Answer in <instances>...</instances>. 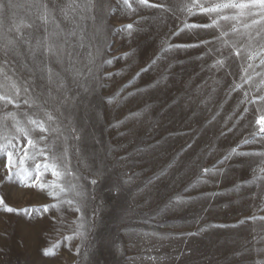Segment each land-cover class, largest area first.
<instances>
[{"label":"rangeland","instance_id":"1","mask_svg":"<svg viewBox=\"0 0 264 264\" xmlns=\"http://www.w3.org/2000/svg\"><path fill=\"white\" fill-rule=\"evenodd\" d=\"M68 2L54 0L60 29L47 26L48 33L63 30L49 37L63 49L59 60L42 52L34 59L20 44L21 54L9 56L14 72L8 74L30 89L22 99L34 97L39 104H21L20 110L49 112L53 127L61 129L50 134L49 144L67 147V167L79 178L67 180L86 191L85 235L74 236L81 223L75 206L31 217L0 207V264H264V135L257 124L264 114L257 99L264 96V66L252 61L251 80L244 83L246 59L213 39L227 32L231 44L258 51L264 25L245 29L251 19L242 18L221 21L216 30H182L185 22H210L202 14L186 15L182 9L191 0H149L167 12L135 0L134 11L120 0H94L92 11L82 13L85 19L77 15L73 23L60 12ZM0 4V43L15 38L9 30L22 22L33 25L23 29L25 36L46 35L37 16L42 5L53 8V0ZM128 24L130 34L123 30ZM73 29L77 35L67 36ZM216 59H225V68H213ZM240 83L243 88L234 91ZM14 110L9 105L4 111ZM69 127L79 139L64 131ZM5 164L0 156V195L8 206L56 202L46 192L6 180ZM57 242L55 255L43 254Z\"/></svg>","mask_w":264,"mask_h":264},{"label":"snow or ice","instance_id":"2","mask_svg":"<svg viewBox=\"0 0 264 264\" xmlns=\"http://www.w3.org/2000/svg\"><path fill=\"white\" fill-rule=\"evenodd\" d=\"M123 7L129 11H134L133 0H120ZM138 5L144 7L159 8L162 11H171L170 8H165L163 5L149 3V0H135ZM207 4L208 6H205ZM53 8H49L47 4L42 5V11L38 14L37 19L40 21L41 26L44 27L46 35L41 38H33L31 36H25L23 29H32L33 25L21 23L15 26L14 29H10V32H15V38H6L5 42L0 43V156L6 158L5 168L7 174L5 179L8 181H18L21 186L34 187L40 191L46 192L48 196L56 200L55 203L50 205H44L41 208H24L16 209L8 206L4 197L0 195V207L8 213H23L31 217L34 213L36 215H42L47 213L49 209L60 210L63 206L74 207L76 212H81V201L87 199V194L84 186L80 183H72L67 180V177L71 176L73 180L78 181V177L71 173L67 167L68 162V149L65 145L61 144L59 147L49 144L50 134L55 135L61 133L59 127H53L55 124V117L49 112L38 113L36 111H21V104L28 107V109H35L39 107L37 99L30 97L29 99H22L21 93L28 94L30 89L27 86L21 85L17 79H14L8 74L11 70L10 55L19 56L20 44L27 46L29 53L35 59L38 53H43L45 57L52 56L58 60L62 54V47L60 49L50 42V36L63 35V30L59 33L47 32V26L52 24L57 29H60V24L56 20L55 15V3L53 0ZM94 0H69V2L60 8L61 15L64 20H70L75 23V17L79 15L80 19H85L82 15L83 12H91L94 7ZM3 4H0V8ZM187 16H195L202 14L210 19L209 23L195 24L186 23L182 30H195V29H219L221 27V21L225 22H240L242 18L251 19V24H244L245 29L251 28L255 25H264V0H191L190 4H186L182 9ZM94 19V17H91ZM133 29L132 24L125 26V29L131 33ZM232 33H238L239 29L235 25L231 28ZM77 35L75 29L67 33V36L74 37ZM228 36L227 32H220L219 36H215L214 41L221 44L222 47H228L235 50V56L242 59H246L247 68L242 67L244 75L240 79L244 83H248L251 80V76L247 75L248 68L253 67L252 61L259 60V64L264 66V44H261L258 51H253L251 48L246 47L244 44L239 46L231 44L229 40L225 39ZM261 32H256V37H260ZM33 39L35 43L33 44ZM83 31L80 32L81 47H83ZM248 39L253 37L248 35ZM202 44H208L209 41H201ZM198 46V45H189ZM172 46L169 45L168 48ZM168 49H165L167 51ZM220 52L221 49H216ZM232 52H229V56ZM93 58L90 56L89 64H91ZM225 59H216L213 68L219 70L225 68ZM49 73V80H51V68L46 69ZM89 71L91 69L89 68ZM80 70H75V75L79 76ZM27 82H25L26 84ZM243 88V83L234 84L233 90ZM245 99H247L248 93H245ZM257 99L264 102V96H260ZM244 103V101H241ZM255 103V100L250 101ZM9 105H13L16 110L4 111ZM248 111L247 108L244 109ZM258 111L264 112V107L258 109ZM43 118H40V116ZM257 124L261 127L259 132L264 135V114L259 116ZM64 131L71 135L72 139H79L76 135L75 128H66ZM62 134V133H61ZM67 140V137H64ZM248 141H245L247 143ZM43 145V147H41ZM51 153V155H49ZM241 155H251L250 153H241ZM264 156V153L260 154ZM228 157H225L227 159ZM205 173L218 172V170L204 169ZM264 173V169H261ZM50 174L53 179H46ZM96 180H92L91 184H96ZM68 194H73L79 200L67 198ZM81 223L78 224V229L74 233L77 238L85 235V225L83 221V213L79 218ZM252 219H256L253 217ZM264 219V217L260 218ZM73 237H67L71 240ZM59 242L53 244L50 248L43 250V254L46 256L55 255V250L59 247ZM79 251V249H78Z\"/></svg>","mask_w":264,"mask_h":264}]
</instances>
